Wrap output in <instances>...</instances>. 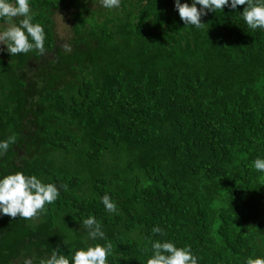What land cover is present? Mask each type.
<instances>
[{"label":"trees","instance_id":"trees-1","mask_svg":"<svg viewBox=\"0 0 264 264\" xmlns=\"http://www.w3.org/2000/svg\"><path fill=\"white\" fill-rule=\"evenodd\" d=\"M30 7L44 51L0 53V141L14 137L0 176L35 175L60 196L33 218L0 216V264L93 243L90 214L112 244L109 264H146L150 237L190 245L199 264L264 256V174L252 164L264 158V30L247 27L245 6L209 12L199 29L174 0Z\"/></svg>","mask_w":264,"mask_h":264},{"label":"clouds","instance_id":"clouds-1","mask_svg":"<svg viewBox=\"0 0 264 264\" xmlns=\"http://www.w3.org/2000/svg\"><path fill=\"white\" fill-rule=\"evenodd\" d=\"M120 3L121 0H100L101 6L106 9L119 8ZM238 6H245L242 12L237 13L249 29L264 30V0H186L184 3L174 0V11L183 24L197 29L205 25L202 17L209 12H223L226 7L238 10ZM15 17H23L19 25L12 23V18ZM33 19L30 0H0V20L12 24L0 31V44L6 46L8 54H23L33 49L44 51V27L38 22L33 23ZM12 142L14 137L0 141V154L6 152ZM252 164L257 172L264 174V158L258 156ZM59 196L60 191L55 183H44L35 175L26 176L23 172H15L0 176V216H19L26 220L33 218L45 205L53 204ZM100 203L107 212L117 211V204L109 195H104ZM82 224L87 230V239L93 243L67 255L61 250H54L40 264H109L112 244L108 241L102 224L91 214L83 219ZM152 233L157 237L165 235L159 226L153 227ZM149 242L151 255L146 264H199L190 245L178 246L174 241L151 237ZM26 264H32L31 260ZM244 264H264V256H248Z\"/></svg>","mask_w":264,"mask_h":264},{"label":"rangeland","instance_id":"rangeland-1","mask_svg":"<svg viewBox=\"0 0 264 264\" xmlns=\"http://www.w3.org/2000/svg\"><path fill=\"white\" fill-rule=\"evenodd\" d=\"M56 25H57V30H58L60 38L63 41H66L67 37L69 35H72V31H71L72 24L70 22L69 16L64 14V13L58 14L56 16ZM11 26H12V24H9V25L6 26L5 29H7L8 27H11ZM5 29H0V31H3ZM5 48H6L5 45L0 44V53L2 51H4Z\"/></svg>","mask_w":264,"mask_h":264}]
</instances>
